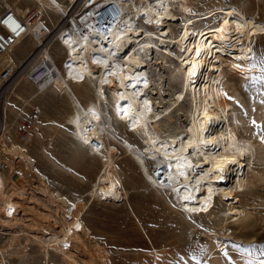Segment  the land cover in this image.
<instances>
[{"label":"bare ground","instance_id":"bare-ground-1","mask_svg":"<svg viewBox=\"0 0 264 264\" xmlns=\"http://www.w3.org/2000/svg\"><path fill=\"white\" fill-rule=\"evenodd\" d=\"M77 1L24 0L10 5L23 14L31 8L39 12L30 26V34L3 57L13 64L15 76L23 72L35 90L22 85L21 78L13 85L12 94L23 100L31 95L40 101L54 91L52 103L41 102L42 110L54 109L59 100L65 102L67 112L62 117L49 118L48 140L63 143L66 162L70 164L66 166L68 172L82 167L95 169V174L87 194L70 198L44 184L31 167L11 166L9 176L0 177V233L23 227L26 220L35 229L34 233L22 230L9 233L8 247L12 251L8 254H20L19 237L25 235L27 241L41 249V264H54L52 252L57 253L59 264H79L71 252L85 248L81 237L84 238L86 228L82 219L89 206L97 200L128 195L114 163L117 145L145 187L151 188V194L160 197L164 191L167 203L184 216L213 217L222 226L230 216L241 218L244 210L235 206V192L245 187L248 166L242 156L252 144L240 134L229 132L232 127H243L247 121L236 115L230 118V125L226 122L228 108L237 95L224 96L227 81H223L216 52L238 51L253 30L250 21L258 15L263 0H235L234 4L220 0L202 10H197L199 0H103L104 5H116L111 14L114 18L105 16L104 28L90 26L82 33L76 27L63 29L58 24ZM31 4L35 6L28 8ZM43 15L51 28H59L53 35L54 46L42 41L51 30L40 19ZM172 24L178 28L176 34ZM39 27H44L41 35ZM26 44L29 46L25 55L15 60L14 54ZM171 46L177 51H171ZM51 48L54 53H49ZM31 53L34 56L23 65ZM156 64L167 69L168 81L179 87L167 106L156 102L155 108L150 93H163L164 86L161 73L155 78L149 75L148 69ZM42 67L47 72L38 82H32L29 73ZM193 72L195 75H190ZM8 81L6 85L11 82ZM183 98L188 110L185 125L180 128L173 125V120L174 113L181 110L179 102ZM11 124L6 126L4 122L0 128V145L5 156L35 165L22 143L6 138ZM5 140L8 145L3 143ZM147 162L154 164L151 168L158 176L148 170ZM36 185L52 207L48 221L31 204L30 190H35ZM217 200L225 203L222 209H216ZM72 205L74 208L70 210ZM68 242L70 248L64 249L62 245ZM1 257L2 264H11ZM255 262L264 264V256H256ZM209 264L222 263L213 260Z\"/></svg>","mask_w":264,"mask_h":264},{"label":"rangeland","instance_id":"rangeland-1","mask_svg":"<svg viewBox=\"0 0 264 264\" xmlns=\"http://www.w3.org/2000/svg\"><path fill=\"white\" fill-rule=\"evenodd\" d=\"M79 1L81 0L77 2ZM217 1L220 2V0H199L197 10L216 5ZM225 2L234 4L235 0H225ZM21 5L24 6L25 3ZM34 6L31 4L27 7ZM174 13L178 14L179 12L176 10ZM51 18L54 20L55 16L51 15ZM40 19L49 26L45 15ZM250 23L253 30L246 36L243 45L235 54L216 52L220 58L219 67L223 72H221L223 81H227L224 96L237 95L235 101L233 100L234 102L228 108L229 116L226 118V122L230 125L229 123L232 122L230 118L236 115H242L247 121L243 125L245 129L242 126L232 127L229 132L232 135L240 134L252 144V147L250 146V149L242 156L248 166L245 170V187L235 192L237 194L235 206L243 209L244 215L239 219L230 216L224 226L220 225L217 222L218 219L215 220L213 217L209 219L191 215L184 216L167 203L164 191L160 192V197L151 194V188L145 187V183L129 165V160H125L126 154L116 144L114 163L118 167L128 195H121L120 198L112 200H97L89 206L82 219L87 236L86 238L84 235L85 239L81 237L85 248L81 247V250L74 249L71 252L79 264H155L156 258H158L156 264H209L213 260H219L222 264H256V256H264V143L261 142V137L264 136V0L259 4L258 15L252 18ZM48 28L49 30L54 29L50 26ZM172 29L176 34L178 28L175 24H172ZM57 30L59 28L55 33ZM53 35L55 36V34ZM53 35L45 40L46 45L52 43V46L55 45ZM28 46L29 44H26L21 47L14 54V59L17 60L25 55ZM171 47V51H177L175 47ZM52 50L51 48L49 53H54ZM152 56L155 59L156 52ZM154 62L155 60L152 63ZM152 67L148 69L149 75L155 78L154 76L161 73L164 81L163 93L157 94L155 91L150 93L152 101L155 103V108L156 102L165 107V104L167 106L171 101L172 93L179 86L168 81L167 69L157 64ZM18 76H15V80L3 88L0 95V118L5 116L6 125L13 123L18 115L28 113L30 106L39 109L40 124L25 139H21L8 128L10 132L6 137L7 139L10 137L13 142L22 143L26 147L28 155L36 163L30 166L20 158L12 160L5 156L4 148L0 145V177H8L11 166H16L17 169L31 167L32 171L34 169L39 173L40 180L52 190L70 195V198L87 194L89 185L93 181L95 169L81 167L82 169L78 168L76 171L72 169L68 172L66 168L70 164L66 162L63 143L54 141L55 139L52 142L48 140L50 135L47 125L49 118L64 116L67 112L65 102L58 100L60 103L54 106V109L57 110L47 107V111H43L42 103H52V97L55 96L54 91L51 92V96L46 95L40 101L31 95H27L24 98L25 101L17 98L12 94V88L21 78L22 85H27L30 90H35V85L28 81L23 72ZM107 95L109 96V92ZM179 103L181 110L174 113L173 125L182 128L181 126L186 122L188 104L184 98ZM105 111L108 112L107 109ZM253 121L260 127L257 128L252 123ZM117 142L121 143V139L117 138ZM3 143L9 144L8 140ZM1 163L6 169L1 167ZM151 165V162H147L148 170L152 172L153 168L151 167L154 164ZM37 186H35V190H30L33 192L31 204L36 213L48 221V213L52 207L48 203L47 197L43 192L40 193ZM86 199L87 196H85ZM224 206L223 201H216V209H222ZM26 221L23 227L16 226L11 231H1L0 260L3 255V260L11 264H41V259H39L41 249L30 240L27 241L25 235L19 237L20 254L13 256L8 254L9 251H12L8 247L11 233L21 230L34 233V225L32 226L30 221ZM24 232L19 233L24 234ZM219 244L222 245L218 247ZM51 257L54 264H59L57 253L52 252ZM0 264L2 263L0 262Z\"/></svg>","mask_w":264,"mask_h":264},{"label":"built area","instance_id":"built-area-1","mask_svg":"<svg viewBox=\"0 0 264 264\" xmlns=\"http://www.w3.org/2000/svg\"><path fill=\"white\" fill-rule=\"evenodd\" d=\"M21 1L24 0H0V95L2 94L6 82L8 80L11 81V79L16 75L13 64L5 62L3 57L6 53L12 52L13 48H15L20 41L25 39V37L30 34V26L33 25L34 21L39 17V12L34 8H31L23 14L16 12V10L10 6L11 4H16ZM103 3V0H81L75 3L69 13H67L68 11L66 12L67 15L64 14L61 18L62 22H59L58 24L63 29H75L76 27L79 29L80 33L90 26L93 28L96 26L104 28L105 23L103 24V20H105V16L108 17L110 15L114 18L111 14L113 13V8L114 11H116V5H104ZM100 5L104 6L99 7ZM43 31L44 27H39L38 32L40 35ZM55 31L56 27L46 33L42 41L48 39ZM81 35L83 37V34ZM39 47L40 44L36 47V50L39 49ZM32 56H34V53H31L27 57L23 65H25ZM50 70L51 69L48 71L50 72ZM14 72L15 74H13ZM46 72L45 67L36 68L29 73L28 78L32 82L36 83ZM40 118L41 115L39 109L35 106H30L28 113L18 115V117L10 125V129L18 137H26L40 123ZM4 122L5 116L3 115L0 118V128H3ZM2 164L3 163H1V167L3 168L4 165ZM4 168L6 169V167ZM73 208V205L70 206V210ZM62 247L64 249H69L70 243L68 242L66 245H62Z\"/></svg>","mask_w":264,"mask_h":264},{"label":"snow or ice","instance_id":"snow-or-ice-1","mask_svg":"<svg viewBox=\"0 0 264 264\" xmlns=\"http://www.w3.org/2000/svg\"><path fill=\"white\" fill-rule=\"evenodd\" d=\"M190 75H195V73H190ZM257 128L260 127V125H257L255 121L252 122ZM261 142L264 143V136L261 137Z\"/></svg>","mask_w":264,"mask_h":264},{"label":"water","instance_id":"water-1","mask_svg":"<svg viewBox=\"0 0 264 264\" xmlns=\"http://www.w3.org/2000/svg\"><path fill=\"white\" fill-rule=\"evenodd\" d=\"M15 178H16V176L14 175V176L12 177V179L15 180Z\"/></svg>","mask_w":264,"mask_h":264}]
</instances>
